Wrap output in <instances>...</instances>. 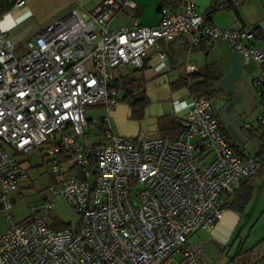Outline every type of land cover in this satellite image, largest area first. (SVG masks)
I'll return each instance as SVG.
<instances>
[{
	"label": "built area",
	"instance_id": "built-area-1",
	"mask_svg": "<svg viewBox=\"0 0 264 264\" xmlns=\"http://www.w3.org/2000/svg\"><path fill=\"white\" fill-rule=\"evenodd\" d=\"M27 2L16 0L15 7ZM135 8L133 0H103L86 17L72 11L30 38L22 53L0 32V212L11 222L0 236V264H170L177 255L182 264H201L188 238L221 222L229 200L258 174L248 152L228 143L207 96L173 102L188 108L174 138L112 131L116 74L144 68L152 49L153 70L161 71L166 58L159 43L184 35L192 46L223 40L260 68L252 85L264 126V50L252 45L253 29L218 28L198 13L196 0H184L181 12L159 6L155 26L107 30L119 13ZM196 71L186 67L187 74ZM87 107H101L105 116L93 122L100 142L83 147ZM44 147L59 162L48 190L79 217L61 229L48 224L51 200L21 222L9 214L11 194L27 175L17 157Z\"/></svg>",
	"mask_w": 264,
	"mask_h": 264
},
{
	"label": "crops",
	"instance_id": "crops-1",
	"mask_svg": "<svg viewBox=\"0 0 264 264\" xmlns=\"http://www.w3.org/2000/svg\"><path fill=\"white\" fill-rule=\"evenodd\" d=\"M10 1L0 0V4L5 7ZM102 1L28 0L24 7L16 8L14 5L0 17V32H6L16 46L23 44L25 51L26 42L46 27L72 11L86 17ZM133 1L136 8L119 13L107 24L108 31L135 25L155 26L159 22V6L181 12L184 2ZM213 6L219 7L209 17L214 26L221 29H253L258 37L252 45L264 50V0H196L200 14H206ZM159 46L166 58L165 67L159 72L153 70L158 63V57L154 49L150 50L143 73L146 80L144 91L149 100L143 118L133 119L128 104L118 102L110 114L112 131L117 135L129 137H176L188 108L176 109L173 102L184 101L188 104L191 96L186 88L172 89L171 84L194 74H187L186 67L195 65L196 73L201 77L208 74L209 69V73L217 79L221 95L212 100V105L228 142L237 153L247 151L255 158L264 144V126L257 122L260 113L259 97L252 85L260 75V68L254 63L246 64L242 55L233 52L223 40L192 46L190 36L184 35L170 42L162 41ZM129 70L130 68L120 70L115 78L126 76ZM97 137L100 142L102 136L98 133ZM254 230L256 234L253 235ZM204 233L202 239L198 240L193 239L196 234L191 235L187 245L198 247L200 251L204 245L209 244L222 251L226 249L228 253L224 264H264V171L261 167L258 174L229 200L228 210L221 222L211 231ZM254 237L258 238L256 243L252 240ZM249 241L252 242L250 246L247 245ZM230 250L234 252L229 256ZM203 257L205 264H211L213 261L206 254ZM170 264H182V260L177 262L175 256Z\"/></svg>",
	"mask_w": 264,
	"mask_h": 264
},
{
	"label": "rangeland",
	"instance_id": "rangeland-1",
	"mask_svg": "<svg viewBox=\"0 0 264 264\" xmlns=\"http://www.w3.org/2000/svg\"><path fill=\"white\" fill-rule=\"evenodd\" d=\"M23 51L24 45L19 44L17 46V53H22ZM118 101L120 103L123 102L121 94L118 95ZM103 116H105V111L101 107L86 108L85 119L87 121V127L84 129V136L79 137L78 140L81 146L88 147L99 143V137H97L99 132L97 126H95L93 122L99 120ZM5 150L8 153H12L8 146H5ZM17 160L25 169L27 175L25 179L19 181L17 190L11 194V196L16 198V202L9 211V214L13 218L12 222L17 223L27 219L30 215L31 208L40 205L44 200H51L54 205L48 219V224L50 226L57 228L76 224L79 217L73 207L65 199L55 198L48 190V188L55 183L51 175V168L53 165H58L59 162L47 157V150L45 147L41 148V150H34L27 155H19ZM10 224L11 222L6 218L5 214L0 212V236L6 232ZM258 229L259 228L257 227V231ZM202 234H205L204 231H200L193 239H202ZM254 234H256L255 230L253 235ZM252 240L256 243L255 241H257L258 238L254 237ZM250 243L252 242L249 241L247 245L250 246ZM204 246L199 254L201 264H205L203 257L205 254L213 259L211 264H224V258L228 253L226 249L222 251V249L217 247L214 248L210 244ZM229 252L230 256L234 251L230 250ZM176 260L179 262L182 260V257L177 255Z\"/></svg>",
	"mask_w": 264,
	"mask_h": 264
},
{
	"label": "trees",
	"instance_id": "trees-1",
	"mask_svg": "<svg viewBox=\"0 0 264 264\" xmlns=\"http://www.w3.org/2000/svg\"><path fill=\"white\" fill-rule=\"evenodd\" d=\"M15 2L16 0H11L5 7L0 4V17L12 9L15 5ZM218 9L219 7L213 6L205 14L206 17L209 18L210 15ZM145 70L146 66H144L142 69H130L126 76L115 78L111 85V89L115 90L117 94H121L123 102L128 104L132 111V118L135 120H141L143 118L144 110L149 104V100L146 97L144 91L146 80L144 79L143 73ZM216 80L217 79L209 73L208 69V74L206 73L204 77H201L199 74L194 72V74H190L186 78L178 80L171 85L172 89L186 88L189 92V95L192 97L207 96L212 101L221 95ZM230 146L235 150L232 145ZM258 158L261 160L258 161ZM253 159L258 164H260L259 166L264 171V144L259 153L255 158L253 157ZM248 195L249 193L246 194V199H248ZM244 203L245 202H243L242 205H244ZM64 227L67 226L57 227L55 229H61Z\"/></svg>",
	"mask_w": 264,
	"mask_h": 264
}]
</instances>
